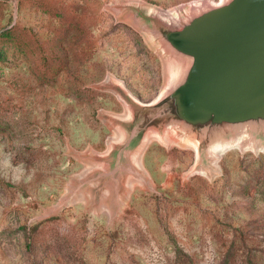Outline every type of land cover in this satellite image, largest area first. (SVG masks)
<instances>
[{
    "label": "rangeland",
    "instance_id": "1",
    "mask_svg": "<svg viewBox=\"0 0 264 264\" xmlns=\"http://www.w3.org/2000/svg\"><path fill=\"white\" fill-rule=\"evenodd\" d=\"M218 0H0V264H264V149L149 135L105 162L171 64L126 6L163 15Z\"/></svg>",
    "mask_w": 264,
    "mask_h": 264
},
{
    "label": "water",
    "instance_id": "2",
    "mask_svg": "<svg viewBox=\"0 0 264 264\" xmlns=\"http://www.w3.org/2000/svg\"><path fill=\"white\" fill-rule=\"evenodd\" d=\"M135 22L171 64L170 80L150 103L115 89L128 118L105 162L123 173L149 135L169 131L194 147L203 170L221 147L247 141L264 149V0L206 1L163 15L128 5Z\"/></svg>",
    "mask_w": 264,
    "mask_h": 264
},
{
    "label": "bare ground",
    "instance_id": "3",
    "mask_svg": "<svg viewBox=\"0 0 264 264\" xmlns=\"http://www.w3.org/2000/svg\"><path fill=\"white\" fill-rule=\"evenodd\" d=\"M227 147V146H226ZM224 147H221V148H219V149H223ZM219 149H217V150H219Z\"/></svg>",
    "mask_w": 264,
    "mask_h": 264
}]
</instances>
